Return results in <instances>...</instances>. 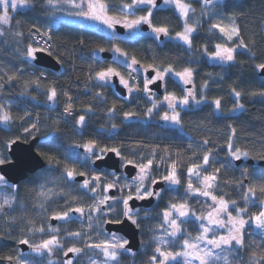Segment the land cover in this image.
Masks as SVG:
<instances>
[{
    "label": "trees",
    "instance_id": "trees-1",
    "mask_svg": "<svg viewBox=\"0 0 264 264\" xmlns=\"http://www.w3.org/2000/svg\"><path fill=\"white\" fill-rule=\"evenodd\" d=\"M109 3L112 7H118L121 0H109ZM218 4L219 16L223 17L229 26H236L240 31L241 38L248 45L247 49L238 48L236 50L233 63L214 64L208 60L207 55L214 52L217 43H231V46L236 47L239 40L234 43L227 42L218 31L211 29V23L207 17L200 19V26L192 38L191 49L178 42H158L152 37L119 42V46L127 51L130 57L135 56L140 64L145 67L152 65L162 70L172 66L177 72L186 67L193 68L192 84L195 94L198 99L203 95L205 100L195 107L179 110L182 117V129L164 126L160 122L159 115H156L155 112L149 120L143 121L144 112L141 108H145L146 103L143 99L139 101L136 96L128 101L122 100L111 88H108L104 92L107 103L102 104L95 98V93L99 89L92 86L88 77L95 59L91 51H95L99 43L106 39L99 32L62 21L58 16L52 14L51 10H46V6L41 4L40 0H36V6L31 9L20 8L16 12L9 10L10 24L8 26L0 25V29L5 31V35L0 37V69L11 74L15 68H20L23 69V74L17 73L16 79L12 82L14 86L5 85V89L0 90V103L9 104L12 107L13 115L17 117L8 130L0 125V156L8 157V141L16 136H22L21 131L24 127H30L29 120L19 118L27 110L32 114L31 121H33L32 117L35 114L39 119L40 130L37 136L40 141L35 149L37 152L45 154L40 156L46 165L35 173L29 174L26 179L18 184L19 191L16 194L15 209L11 216L5 215L4 217L9 224V247L5 246L7 244L0 245V255L10 253L9 256H12L15 244L21 238H29L33 243H39L41 234L37 233L34 237L27 236L25 221H35L37 226L48 228L51 226L50 217L56 214L61 207H66L64 200L71 201L80 192V183L74 181L72 182L73 186L69 187L60 181V175L64 171L65 164L69 167H77L78 171H85L88 173L87 177L91 172H100L109 177L116 176L107 170L97 171L92 167V164H89L87 169H83L79 165L69 163L70 160L74 159L72 153H83V148H77L75 145L87 143L92 139H95L101 147L107 145L120 148L126 161L127 159L139 161V155H132L133 149L137 153H143L147 159L151 157L155 148L158 154L154 159L161 160L162 157L164 158L159 171L152 173L157 178L171 163V160L168 159L170 154L171 159L177 160L180 165L182 184L179 187V192L183 195L187 183V168L192 163L202 161V149L208 147L214 150L212 155L217 160L215 167H219V161H223L227 157V142L229 136H232L234 147L248 152V157H242L238 163L233 161V167L227 173L221 169L219 174L220 187L215 191L216 194L225 195L226 198L234 199L241 206H245L243 193L247 190V186L259 184L264 180V167L257 165L258 161L264 160V96L252 95L253 92L259 93L264 90V77L259 76L258 71H256V65L264 63V0H223ZM192 6L195 9L194 16L199 19L200 6L195 2ZM142 14L136 13V15ZM212 22L219 21L213 18ZM153 23L156 26H167L172 35L181 31L183 27L182 21L179 20L174 10L169 9L154 10ZM32 27L42 32L53 28L51 38L54 45L67 56H70L71 49L73 51L71 56L75 65L74 68H71L63 63V67L59 71L35 66L46 74V78H41L39 89L30 85L25 92L26 82L35 80L40 73L37 71L36 76H32V72L28 70V67L33 65L32 61L22 62V55L27 46L31 44L36 47L27 37V31ZM17 32L21 33V36L15 35ZM79 41H83L82 45L78 44ZM90 42L91 45H89ZM95 71L96 69L91 73ZM3 82L0 80V83ZM205 83H207V87H204ZM68 84H71L77 92L75 114L70 124H66L56 113L55 115L48 114L55 107L52 109L47 107V99L44 94L47 88L55 86L60 93V101ZM233 88L241 92L240 103L244 106L243 110L238 113L232 112V109L236 108ZM167 92L174 93L177 97L183 95L179 85L170 79L168 80ZM215 99L221 100V109L218 112L212 104ZM113 104L116 105V108L114 114L110 116L107 109L111 108ZM89 106L93 108V111L86 115V127L78 130L79 134L77 135L75 134L77 131L76 119L79 115L84 114L83 110ZM164 110L165 108L159 109L161 113ZM125 112H133L135 115L131 117L132 119L125 121ZM113 124L116 125L115 130H113ZM54 129H58V131H54ZM232 129H235L234 136ZM205 139L210 142L209 145H203ZM197 145H201L200 150L196 148ZM165 149L168 150L167 153ZM193 152L197 154L192 155ZM66 153L68 159L62 158ZM48 154L53 155L56 159L49 161ZM249 159H252L254 164H248ZM245 168L248 169L249 176L244 181L245 187L240 188L233 181L243 178L241 173ZM213 171L214 167L209 166L208 172ZM45 177L56 182L55 185L50 186L53 187V191L59 193V195L45 202L47 211L40 207L39 201L42 198L38 197L40 185L46 183ZM225 179L229 183H224ZM195 186L198 187L199 185L196 184ZM129 192H134V189L125 191L123 195H127ZM205 199L207 198H192V207L197 211V214L201 212L205 214L209 210L207 205L196 202ZM84 200L86 197H80L75 200V204L79 205ZM173 200V193L165 191L162 194V199H155L152 206L139 209V216L143 221L141 229H139L140 246L137 251L133 252L134 255L122 256L121 264H148L153 248L151 230L156 227L161 210ZM253 200L254 203L249 201L246 204L249 211L245 218L261 210L264 206L261 203L264 201V194L257 192ZM88 202L90 203V201ZM208 203L210 204L211 201L208 200ZM122 212L123 204L121 202L114 207V211L110 215L115 217ZM13 219L14 223L11 222ZM0 223H2V219ZM61 224L62 222H57L55 227L60 228V234L64 235L66 230L84 227L85 221L69 222L63 227ZM187 227L192 235L197 233L192 225ZM0 237L8 236L0 235ZM244 238L245 247L240 249L237 255V264H250L253 249L259 251L258 246L264 245V235H260V231L255 228L254 224L246 225ZM6 240L0 239V241ZM71 243L72 241L68 240L65 247L71 246ZM80 243L82 246L83 241ZM91 255L92 252L90 251L88 255L80 256L74 264H87ZM53 257L59 264L65 259L62 252L53 255L50 259L52 260ZM28 258L34 260L43 258L44 264H48V258L36 255L28 256Z\"/></svg>",
    "mask_w": 264,
    "mask_h": 264
},
{
    "label": "snow or ice",
    "instance_id": "snow-or-ice-1",
    "mask_svg": "<svg viewBox=\"0 0 264 264\" xmlns=\"http://www.w3.org/2000/svg\"><path fill=\"white\" fill-rule=\"evenodd\" d=\"M193 2L200 6L199 19L194 16ZM40 3L46 6V10L62 13L60 19L64 17L78 18L91 22L92 25H102L110 30L109 35H111L113 40L117 39L114 30L116 25H121L125 30L136 35L141 34L139 29L142 25H147L156 40H159L161 36H170L167 26H156L153 23V10L158 7L157 0H121V4L118 7H112L109 0H40ZM163 5L169 10H174L179 20L183 21L182 30L177 32L172 39L187 45L188 49H191L193 35L200 26V19L204 17H207L211 23V29L218 31L226 41L234 43L239 40L236 47L231 46V43H217L215 51L209 55V59L219 61L222 64H230L235 60L234 54L237 48H248V45L241 38L239 29L234 25L229 26L225 19L219 16L217 11L219 8L218 0H163ZM210 5L212 7H209ZM35 6L36 0H0V13H2L0 14V25L8 26L10 24L9 10L16 12L20 8L31 9ZM137 12L143 14L136 15ZM213 18H216L219 22H212ZM4 35L5 31L0 29V37ZM15 35L21 36V33L17 32ZM111 42L110 40L109 43ZM99 51L103 52L104 49L100 48ZM111 51L124 59L122 61L116 60L114 56L113 62L116 67L101 68L94 73L90 72L88 77L92 86L99 89L95 93V98L102 104L107 103L104 92L114 83V78H118L119 84L130 95L133 92L140 91L138 87L131 83L132 74L137 72L136 66L140 64V61L135 56L129 57L127 51L121 47L113 46ZM39 52L52 54L50 49L33 47L29 44L23 52L22 62L37 60L36 54ZM30 67L35 68L34 65H30ZM121 67L127 70L128 79L125 78L121 70H118ZM141 67L143 66L141 65ZM148 67L152 69L155 75L146 77L143 81V92L151 103V107L147 108L145 115L151 118L155 112L156 115H159L160 121L171 127L182 129V117L178 108L184 109L193 104L199 105L205 100V97L201 95L198 99L192 88L185 87L183 89L184 95L181 98H177L174 93L167 92V77L171 75L178 78V81L183 85H189L193 82V68L186 67L182 71L177 72L174 71L172 66L162 70L152 65ZM37 71L40 72V76H36ZM256 71L264 72V63L257 64ZM17 73L22 75L23 69L15 68V71L11 74L0 69V80L4 81L0 83V90H4L5 85L14 86L12 82L16 79ZM31 75L36 76V79L26 82L25 92L30 85H34L35 89H39L41 78L44 77L43 71L39 68H35ZM157 81L165 89V95L162 100L159 98L154 99L153 95L150 94L152 91L150 86ZM204 87H207V83H205ZM232 92L236 98V109L242 111L244 106L240 103L241 92L235 88H233ZM44 94L47 99V107L49 109L54 108L59 102L60 93L58 89L55 86H51L46 89ZM257 94L264 96V90L259 93H252V95ZM63 95L67 99L64 101L65 115L60 119H63L66 124H70L67 117L72 116L75 111L74 94L65 91ZM124 99L127 100L128 97H124ZM33 100H35V97H33ZM212 104L217 112L220 111V99L213 100ZM165 105L167 107L161 113L159 109L164 108ZM115 108L116 105L113 104L111 108L107 109L110 116L114 114ZM83 111L84 114L79 115L76 119L77 131L75 134L77 135L79 134L78 130L86 127V115L92 113L93 108L89 106ZM31 115V112L25 110L24 115L19 117L22 120H29L30 127H24V135L16 136L8 141L9 149L17 143H27L29 136L35 138V134L39 132V119L31 121ZM134 115L135 113L133 112H125L124 120L127 121ZM16 118L9 104L0 103V125H3L5 130L9 129V126ZM112 127L113 130L116 129L115 124ZM54 131H58V129H54ZM232 135H235V129H232ZM209 143L207 139L203 141L205 146L209 145ZM138 146L142 147L143 145ZM75 147L83 148V153H72L71 155L74 156V159L70 160L69 163L79 165L83 169H87L89 164L104 160L108 153L115 154L122 161L125 160L120 148L107 145L101 147L95 139L89 140L87 143L77 144ZM196 148L200 150L201 145H197ZM202 151V161L192 163L187 168V183L183 195L179 192V187L182 184V177L179 171L180 165L177 160L171 159L170 154L168 159L171 160V163L167 165L165 171L160 173L159 178L152 175L154 171H159L162 167V162H164L163 157L161 160L154 159L158 154L155 148L151 153V157L147 159H145L143 153H137L133 149L132 155H139V161L127 159L123 165L124 167L131 166L137 169V173L132 177V180L122 186V190L123 188H129L134 189V192H129L127 195L122 194L119 197L108 195L110 190L120 183L119 178L113 179L111 182H107L106 178H102L101 175L92 176L91 179H84L80 183V192L77 193V196L73 197L71 201L65 199L64 205L66 207H61L50 219L62 222L61 227L69 222L76 223L87 219L89 221L88 228L93 231L99 228V222L120 226L117 231L98 232L97 235L103 237L102 239H96L90 232L84 231L68 230L65 235H61L60 228L52 226L45 228L37 226L35 221H25L27 236L34 237L39 233L41 234V239L39 243H33L29 238H21L19 243L27 245L36 256L48 258V264H53L50 258L61 252L66 258L61 261V264H74L73 259L69 258V254L79 258L82 255H88L90 251L92 252V255L89 256L90 264H121L122 256L134 255V253L129 246V239L120 235L119 232H122L129 225L139 230L143 222L139 216L140 210L138 208L133 209L129 202L133 200L145 201L153 198L160 200L162 199V194L168 191L173 193L174 200L161 210L160 219L157 220L156 227L151 230L153 248L148 264H237V255L240 249L245 247L244 232L246 225L249 223L254 224L255 228L259 229L261 234L264 235V207L257 213L245 218L249 211L246 206L247 202L251 201L254 203L253 198L257 192L264 194V180L259 184L247 186V190L243 193L245 206H241L234 199L216 194L215 190L220 187L219 174L221 169L225 173L229 172L233 167L232 162L240 161L242 157L247 158L248 152L234 147L232 136H229L227 157L223 161H219V167H215L217 160L212 155L214 150L204 147ZM165 152L167 153L168 150L165 149ZM196 154V152L192 153V155ZM37 155L45 154L37 152ZM47 158L49 161L56 159L51 154H48ZM62 158L68 159V154L66 153ZM57 163H59V160H57ZM6 164H13V159L0 156V168ZM209 166L214 167L213 172H208ZM77 175L86 176L88 173L78 171L77 167H69L65 164L64 171L60 175V181L72 187V182L75 181ZM241 175L242 179L233 182L238 187L244 188V181L249 176L248 169L245 168ZM9 179L6 174L0 172V219H3L4 215L11 216L12 211L15 209L16 194L19 191V186L15 182L9 183ZM45 180L46 183L40 185L38 197L42 198L39 201L40 207L47 211L45 202L59 195V193L53 191V187L50 186L55 185L56 182L54 180L48 179V177H45ZM148 181L150 183H147ZM224 183H229V181L225 179ZM157 184H162L164 187L157 190L155 188ZM196 184L199 186H195ZM80 197H86V200L79 205L75 204V200ZM193 197L207 198L204 201H196L207 205L209 210L206 214L203 212L197 214V211L192 207ZM208 200L211 201L210 204ZM121 202L123 204L122 214H118L115 217L110 215L114 211V207ZM261 203L264 205V201ZM73 214H75V218ZM11 222L14 223V219ZM188 225H192L193 229L197 231L195 236L192 235V232L187 227ZM68 240L72 241L71 246L65 247ZM81 241H83L82 246ZM258 247L259 251L253 249L251 253L250 264H264V245H259ZM6 259L9 264H44L43 258L40 260L28 257L14 259V257L9 256Z\"/></svg>",
    "mask_w": 264,
    "mask_h": 264
},
{
    "label": "water",
    "instance_id": "water-1",
    "mask_svg": "<svg viewBox=\"0 0 264 264\" xmlns=\"http://www.w3.org/2000/svg\"><path fill=\"white\" fill-rule=\"evenodd\" d=\"M160 1H157V4H159ZM143 30L147 29V26H142ZM116 31L118 33H123V29L116 27ZM37 60L32 61L33 64L37 67H41L44 69H49L52 71H59L60 70V63L51 55L47 54L46 52H39L36 54ZM101 56L105 59L110 58V54L107 52H102ZM258 75L264 77V72H259ZM116 91L120 92L121 88L117 85L116 82ZM39 142V137L35 136V138L31 137L27 143H17L15 145H12L11 149H8V156L13 159V164L11 165H4L2 168H0V172L6 174L10 179L9 183L15 182L16 184L20 181L26 179V177L29 174H33L36 171L42 169L46 163L43 160V158L40 155H37L36 151V145ZM27 157V159H25ZM242 160V159H241ZM240 160V161H241ZM236 161V163L240 162ZM248 164H254V161L252 159H249L247 161ZM257 165L260 167H264V160L258 161ZM92 166L100 170L102 168L108 169L113 171L114 173H118L121 171L120 168V159L115 156L113 153H108L105 156V159L102 161H96L95 164H92ZM135 168H132L131 166L123 167V171L127 178H132L136 173ZM84 179V176H76L75 181L81 182ZM164 185L157 184L155 185V188L159 190ZM113 192L110 191V195H112ZM155 199L145 200V201H139V200H133L130 201V206L135 209L137 207H145L148 208L152 206ZM56 223V220H52L51 224L54 225ZM120 228V226L115 224H104L105 231H117ZM120 235L125 236V238L129 239L130 241V247L132 248L133 252L137 251L140 246V239H139V230L136 229L134 226L129 225L127 228H125L122 232H119ZM19 247L22 251H26L29 249L27 245L19 244ZM69 257H71V254H69Z\"/></svg>",
    "mask_w": 264,
    "mask_h": 264
},
{
    "label": "flooded vegetation",
    "instance_id": "flooded-vegetation-1",
    "mask_svg": "<svg viewBox=\"0 0 264 264\" xmlns=\"http://www.w3.org/2000/svg\"><path fill=\"white\" fill-rule=\"evenodd\" d=\"M157 1H160V3L158 4V7L156 8V9H154V10H163V9H168L167 7H165L164 5H163V3H162V0H157ZM153 10V11H154ZM85 24H87V26H82V27H84V28H87V29H89V30H94V31H97V32H99L102 36H104L106 39H104L103 40V42H102V45H99L96 49H95V51L97 52L98 51V56H94L95 57V59H94V63L91 65L93 68V71L95 70V69H97V67L95 66L96 64L97 65H99V67H101V68H107V67H116V64L113 62V57L115 56V54L111 51V48L113 47V46H118V47H120L119 46V42H124V41H130V40H137V39H139V38H141V37H152V38H154L153 37V35H141V36H138V37H136V38H125L124 37V35H125V33H126V30L121 26V25H116L115 26V33H118L117 31H116V27H119V28H122L123 29V33H118L119 35H116V37H117V39H115V40H113L112 39V37H109V36H107V35H105L103 32H102V30L104 29V27L102 26V25H98L97 24V26L98 27H94V28H92V27H90L89 28V26L88 25H92L91 23H87L88 21H83ZM76 25V24H75ZM79 26V25H78ZM142 26H147V25H142ZM149 30L150 29H148V26H147V29L146 30H143L145 33H147V32H149ZM170 31V30H169ZM170 36H175V34H170ZM155 39V38H154ZM112 41L111 43H109V41ZM156 40V39H155ZM158 42H164V41H172V40H169L167 37H164V36H161L160 37V39L159 40H157ZM172 42H175V41H172ZM179 43V42H178ZM79 44V43H78ZM100 48H103L104 49V51L103 52H107V53H109L110 54V58L109 59H105V58H103L102 56H101V53L102 52H100L99 51V49ZM129 57H130V55H129ZM143 66V65H142ZM63 67V64H61V67H60V69ZM136 68H137V72H134V74L136 75V79H137V87L140 89V91L139 92H133L131 95L127 92V90L126 89H124L120 84H119V80H118V78H114V83L110 86V88L114 91V93L117 95V97L118 98H120V99H122V100H125L124 99V97H128V99L126 100V101H128V100H130V99H132V98H134L135 96L139 99V101H141L142 99L144 100V102L146 103V107L145 108H141L142 110H143V112H145L146 110H147V108L148 107H150L151 106V103L145 98V97H143L142 95H141V85H143V81H144V79L146 78V77H149V76H153V75H155V73L152 71V69L151 68H148V67H145V66H143V67H141V64H139V65H137L136 66ZM118 70H121V72H122V74L123 75H125V70L126 69H123L122 67L120 68V69H118ZM145 70H147V71H145ZM126 78V77H125ZM173 80V81H175L178 85H179V87L181 88V89H183L182 88V86H181V84H180V82L178 81V80H176V79H174L173 78V76H171V75H169L168 77H167V80ZM71 81H73V80H71ZM116 82H117V85L121 88V91L120 92H117L116 91ZM141 84V85H140ZM168 85V84H167ZM67 86H69V87H72V85L71 84H68ZM67 86H66V88L64 89V92H65V90L67 89ZM190 87V85H187V88H189ZM150 88H151V95H153V98L154 99H156V98H159V99H162L163 98V96L165 95V89L163 88V87H161V84H160V82L159 81H157L156 83H154V84H152L151 86H150ZM63 92V93H64ZM194 93H195V91H194ZM76 98V97H75ZM60 102V101H59ZM59 102L57 103V104H59ZM178 110H181V109H178ZM74 114H75V112H74ZM73 117H74V115H73ZM72 120H73V118H72ZM72 122V121H71ZM37 136V135H36ZM32 137V136H31ZM30 137V138H31ZM29 138V139H30ZM28 139V140H29ZM39 141H40V138H39ZM8 149L9 148H7V152H8ZM7 156H8V153H7ZM9 157V156H8ZM126 163V160H124V161H122V160H120V168H121V171L120 172H118V173H114L113 171H111V170H108V169H105V168H102V169H100V170H107L109 173H111V174H115L116 176L115 177H109V176H106V175H104V174H102V173H100V172H91L90 173V175H89V177L90 176H96V175H101L102 176V178H106V180H107V182H111L113 179H116V178H118V176H120V178H119V181H120V183H119V185L122 187L123 186V184H125V183H128V182H130L131 180H132V178H127L126 177V175H125V173H124V171H123V165ZM93 167V166H92ZM94 168V167H93ZM95 169V168H94ZM95 170H97V169H95ZM100 170H97V171H100ZM97 173V174H96ZM136 173H137V170H136ZM136 173H135V175H136ZM134 175V176H135ZM77 176H79V175H77ZM89 177H87V176H84V179H89ZM125 178V179H127V180H124L123 178ZM83 179V180H84ZM121 179H123L124 181H125V183H123V182H121ZM83 180L81 181V182H77V181H75V182H77V183H82L83 182ZM21 182V181H20ZM19 182V183H20ZM19 183H17V185L19 184ZM164 187V186H163ZM127 190H131V189H129V188H123V190H122V188H121V191L119 192L118 191V189H117V187H115L114 189H112V190H110V191H112L113 192V194H112V196H117V197H119V196H121L122 194H124L125 193V191H127ZM108 195H110V192L108 193ZM138 209H140V208H145V207H137ZM137 208H135V209H137ZM73 216L75 217V214H73ZM4 217H5V215H4ZM7 219L6 218H4V219H2V223H0V235L1 236H5V235H7L8 237H0V239L1 240H6V241H0V245H3V244H7V245H5V246H8L9 247V238H10V236H9V224H8V221H6ZM0 221H1V219H0ZM51 221H52V219H51ZM57 222H60V221H56V223ZM56 223L54 224V225H52L51 223V226L52 227H55L56 226ZM103 228H104V226H103ZM105 230V229H104ZM3 233V234H2ZM19 241L18 242H16V244H15V247H14V252H13V255H12V257H14V259L15 258H21V256L22 255H25V253L26 252H28L29 250H30V248L28 249V250H26V251H22L21 250V248L19 247ZM4 246V247H5ZM9 254L10 253H6V254H2V255H0V264H9V261L6 259L7 257H9ZM28 256H31V255H27V257ZM69 258H72V256L71 257H69ZM75 258V257H74ZM52 259H55L56 260V258L55 257H53ZM66 259V258H65Z\"/></svg>",
    "mask_w": 264,
    "mask_h": 264
},
{
    "label": "rangeland",
    "instance_id": "rangeland-1",
    "mask_svg": "<svg viewBox=\"0 0 264 264\" xmlns=\"http://www.w3.org/2000/svg\"><path fill=\"white\" fill-rule=\"evenodd\" d=\"M223 0H218V3L219 2H222ZM162 3H163V0H162ZM209 7H211V5L209 6ZM52 11V10H51ZM52 14H54V15H56V16H58L59 17V19H60V17L62 16V13H59V12H53L52 11ZM62 21H64V22H66V23H69V24H76V25H79V26H87V24H85L84 22H83V20H81V19H78V18H68V17H64L63 19H61ZM87 23H91V22H87ZM182 23H183V21H182ZM89 26V28L90 27H92V28H94V27H98L97 26V24L96 25H88ZM102 32L105 34V35H107V36H109V37H111V35H109V32H110V30H108V29H106V28H104L103 30H102ZM139 32L141 33L140 35H136V34H134V33H130V32H128L127 30H126V33H125V35H124V37L125 38H136V37H138V36H141V35H152L151 34V32H150V30H149V32H147V33H145L144 31H143V29H142V26L140 27V29H139ZM116 35H119L118 33H116ZM172 37H174V36H169V37H167L169 40H172V41H175V42H178V41H176L175 39H172ZM102 42L103 41H101L100 43H99V45H102ZM228 42V41H227ZM179 43H181V44H183L182 42H179ZM89 45H91V42H90V44ZM184 45V44H183ZM185 46H187V45H185ZM188 47V46H187ZM234 47V46H233ZM96 49V48H95ZM238 49V48H237ZM214 51H215V49H214ZM92 53H93V55L95 56H98V51L96 52V51H91ZM210 55V54H209ZM209 55H207V58H208V60L211 62V63H214V64H222V63H220L219 61H216V60H211V59H209ZM114 58V57H113ZM115 59L116 60H123L124 58L123 57H120V56H118V55H116L115 54ZM225 64H229V63H225ZM96 67H97V69H96V71H98V70H100L101 69V67H99V65H95ZM90 71L92 72V69L90 68ZM125 72H127V70H125ZM174 79H176V80H178V78H176V77H173ZM180 84H181V86H182V88L184 89L185 87H187V85L185 86V85H183L181 82H180ZM141 85V84H140ZM190 85V87L189 88H192V90L194 91V85L191 83V84H189ZM141 87V95L143 96V97H145L146 99H147V97L145 96V94H144V92H143V85H141L140 86ZM183 89H182V93H183V95H184V91H183ZM182 95V96H183ZM181 96V97H182ZM181 97H177V98H181ZM163 99V98H162ZM161 99V100H162ZM195 106H197V105H195V104H193V105H191L190 107H195ZM151 107V106H150ZM166 105L164 106V108L166 109ZM190 107H188V108H190ZM179 109V108H178ZM184 109H187V108H184ZM235 109V110H234ZM234 109H232V112H234V113H238V112H240L241 110H239V109H236V108H234ZM179 111V110H178ZM146 112H147V110L144 112V117L142 118V120L143 121H147V120H149L150 118L149 117H147L145 114H146ZM58 114V113H57ZM54 115H55V113H54ZM35 116V117H34ZM32 118H33V121H35L36 119L35 118H37L36 116H37V114H35ZM130 119H132V118H130ZM164 126H169V127H171L170 125H168V124H166V123H164V122H162V121H160ZM178 129H180V128H178ZM21 135H24V133H23V131H21ZM36 135H39V132L38 133H36L35 134V136ZM0 152H1V149H0ZM97 174V173H96ZM91 177L92 176H90L89 177V179H91ZM121 182H123V183H125V181L123 180V179H121ZM147 183H150V181H148ZM264 207V206H263ZM207 213V212H206ZM205 213V214H206ZM84 221H85V225H84V227H79V228H76V229H74V230H71V231H84V232H90L91 233V235L94 237V238H96V239H102L103 237H100V236H98L97 235V233L98 232H100V231H105L104 230V228H103V226H104V224L102 223V222H99V228H97L95 231H93L92 229H89L88 228V224H89V221L87 220V219H84ZM259 230V229H258ZM68 230H66L65 232H64V235L66 234V232H67ZM260 231V230H259ZM197 234V233H196ZM196 234H194L193 236H195ZM260 235H262L261 234V231H260ZM27 255H36L35 253H32L31 252V249L28 251V252H26L25 253V255H22L21 257H27ZM71 259H73V261H74V263H75V261L77 260V257H73L72 256V258ZM52 262H53V264H59L58 263V261L57 260H55V259H52ZM87 264H90V260H89V258H88V263Z\"/></svg>",
    "mask_w": 264,
    "mask_h": 264
},
{
    "label": "built area",
    "instance_id": "built-area-1",
    "mask_svg": "<svg viewBox=\"0 0 264 264\" xmlns=\"http://www.w3.org/2000/svg\"><path fill=\"white\" fill-rule=\"evenodd\" d=\"M52 33H53L52 28H49L45 32H42V31L38 30L37 28L32 27L27 31V37H28L29 41L31 43H33L34 45H36L37 47H43L46 49H50V51L52 53L51 56H53L56 60L60 61L61 63L67 64L71 68H74L75 63H74V60L71 56L72 55L71 53L73 51L70 49V56H67L66 54L60 52L58 47H56L52 41V38H51ZM49 37H50V39H49ZM37 41H39V43H37ZM79 44L82 45L81 41H79ZM66 50H69V49H66ZM28 70L30 72H33V71H35V68L29 66ZM39 76H40V73H39ZM125 77H126V79L129 78L127 72H125ZM45 78H46V74L44 73V77H42V79H45ZM131 83L137 87V79H136V75L134 73L132 74ZM65 91H67L71 94H74V99H75L77 92L73 87L67 86V89ZM66 99H67V97L63 95L59 104L54 109L55 111L49 112V114L54 115V113H58L57 115L60 118L63 117L65 115V113H64V108H65L64 101ZM73 115L67 117V120L70 121V123L72 121ZM116 187H117L118 191L120 192L122 187L119 184Z\"/></svg>",
    "mask_w": 264,
    "mask_h": 264
}]
</instances>
